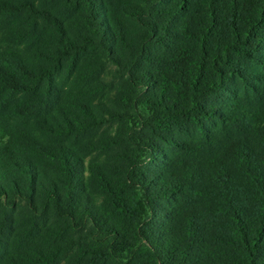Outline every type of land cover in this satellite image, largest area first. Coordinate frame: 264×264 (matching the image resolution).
<instances>
[{
    "label": "trees",
    "instance_id": "1",
    "mask_svg": "<svg viewBox=\"0 0 264 264\" xmlns=\"http://www.w3.org/2000/svg\"><path fill=\"white\" fill-rule=\"evenodd\" d=\"M0 264H264V0H0Z\"/></svg>",
    "mask_w": 264,
    "mask_h": 264
}]
</instances>
